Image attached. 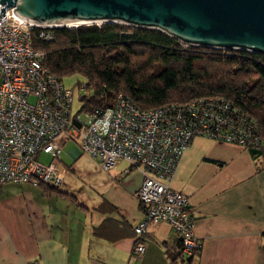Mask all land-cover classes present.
Listing matches in <instances>:
<instances>
[{
  "label": "built area",
  "instance_id": "2783aa9c",
  "mask_svg": "<svg viewBox=\"0 0 264 264\" xmlns=\"http://www.w3.org/2000/svg\"><path fill=\"white\" fill-rule=\"evenodd\" d=\"M53 27L26 21L14 7L5 6L0 17V186H60L67 173L62 147L73 141L104 171L122 161L142 175L136 196L143 218L134 227V254L145 251L142 235L160 222L179 236L185 256L194 254L200 246L195 217L187 195L172 187L180 158L199 136L264 146L256 122L214 96L143 110L118 95L103 109L73 110L74 90L42 65L44 54L32 46L33 28H43L39 37L50 40ZM40 152L49 154L48 163L38 159Z\"/></svg>",
  "mask_w": 264,
  "mask_h": 264
},
{
  "label": "crops",
  "instance_id": "0c3cea01",
  "mask_svg": "<svg viewBox=\"0 0 264 264\" xmlns=\"http://www.w3.org/2000/svg\"><path fill=\"white\" fill-rule=\"evenodd\" d=\"M78 151L69 154L77 159ZM61 160L65 193L0 186V264H171L179 236L166 222L151 225L141 238L145 251L133 252L143 218L138 171L122 161L108 171L100 166V181L78 197L67 180L72 167ZM172 187L187 195L195 217L201 250L194 264H264V152L195 137Z\"/></svg>",
  "mask_w": 264,
  "mask_h": 264
},
{
  "label": "trees",
  "instance_id": "16d2710c",
  "mask_svg": "<svg viewBox=\"0 0 264 264\" xmlns=\"http://www.w3.org/2000/svg\"><path fill=\"white\" fill-rule=\"evenodd\" d=\"M41 30L33 28L31 36L33 48L44 54L42 65L60 78L79 74L86 80L88 94L83 95L80 110L103 109L118 95L143 110L214 96L255 121L264 140L262 54L186 45L159 30L122 23L56 26L50 40L39 37ZM245 149L256 155L264 152V146ZM39 186L65 193L59 186ZM181 249L179 238L168 253L171 264H194L201 242L190 256Z\"/></svg>",
  "mask_w": 264,
  "mask_h": 264
},
{
  "label": "water",
  "instance_id": "95a60500",
  "mask_svg": "<svg viewBox=\"0 0 264 264\" xmlns=\"http://www.w3.org/2000/svg\"><path fill=\"white\" fill-rule=\"evenodd\" d=\"M0 4L4 5L0 17L5 16V6L14 7L26 21L43 25L122 23L159 30L186 45L264 55V0H0Z\"/></svg>",
  "mask_w": 264,
  "mask_h": 264
},
{
  "label": "rangeland",
  "instance_id": "374dc122",
  "mask_svg": "<svg viewBox=\"0 0 264 264\" xmlns=\"http://www.w3.org/2000/svg\"><path fill=\"white\" fill-rule=\"evenodd\" d=\"M64 84L74 90V102L73 110L80 107L81 101L79 99L80 95L88 94L87 89L83 88L80 90L78 87V82L85 83V78L79 74H74L71 76H66L63 78ZM76 147V144L72 141H67L63 145V153L61 155L64 163L70 168L69 175L67 177L69 185L72 187V191L80 197V194L84 192L89 194L90 185L93 186L95 182L100 181L104 172L99 165L98 160L92 158L86 153L78 151L80 156L74 159L69 152ZM38 159L44 163L50 161V156L47 153L40 152L38 154ZM62 189V188H60Z\"/></svg>",
  "mask_w": 264,
  "mask_h": 264
},
{
  "label": "bare ground",
  "instance_id": "6f19581e",
  "mask_svg": "<svg viewBox=\"0 0 264 264\" xmlns=\"http://www.w3.org/2000/svg\"><path fill=\"white\" fill-rule=\"evenodd\" d=\"M90 23H96V24H101V21H93V22H86V23H82V22H61V23H55V24H51V25H55V26H67V27H74L80 24H90Z\"/></svg>",
  "mask_w": 264,
  "mask_h": 264
}]
</instances>
